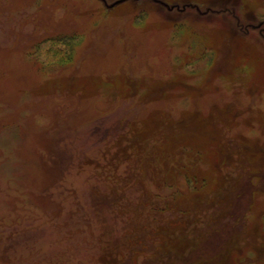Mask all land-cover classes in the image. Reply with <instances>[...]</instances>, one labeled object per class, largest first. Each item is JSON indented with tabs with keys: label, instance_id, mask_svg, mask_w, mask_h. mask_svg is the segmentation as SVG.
Instances as JSON below:
<instances>
[{
	"label": "rangeland",
	"instance_id": "obj_1",
	"mask_svg": "<svg viewBox=\"0 0 264 264\" xmlns=\"http://www.w3.org/2000/svg\"><path fill=\"white\" fill-rule=\"evenodd\" d=\"M0 0V264H264V0Z\"/></svg>",
	"mask_w": 264,
	"mask_h": 264
},
{
	"label": "water",
	"instance_id": "obj_2",
	"mask_svg": "<svg viewBox=\"0 0 264 264\" xmlns=\"http://www.w3.org/2000/svg\"><path fill=\"white\" fill-rule=\"evenodd\" d=\"M123 1H125V0H119V1L116 2V4L121 3V2H123Z\"/></svg>",
	"mask_w": 264,
	"mask_h": 264
}]
</instances>
